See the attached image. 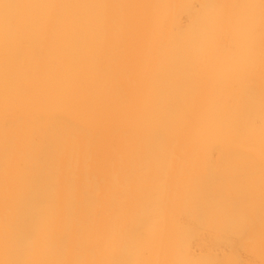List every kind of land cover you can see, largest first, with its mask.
I'll list each match as a JSON object with an SVG mask.
<instances>
[{
  "label": "bare ground",
  "instance_id": "6f19581e",
  "mask_svg": "<svg viewBox=\"0 0 264 264\" xmlns=\"http://www.w3.org/2000/svg\"><path fill=\"white\" fill-rule=\"evenodd\" d=\"M0 264H264V0H0Z\"/></svg>",
  "mask_w": 264,
  "mask_h": 264
}]
</instances>
